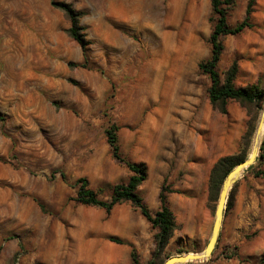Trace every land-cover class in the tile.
Here are the masks:
<instances>
[{
  "label": "rangeland",
  "instance_id": "1",
  "mask_svg": "<svg viewBox=\"0 0 264 264\" xmlns=\"http://www.w3.org/2000/svg\"><path fill=\"white\" fill-rule=\"evenodd\" d=\"M55 2L81 13L84 49L69 36L70 22ZM247 3L235 0L229 25L243 19ZM251 22L221 37L217 70L223 74L236 61L234 84H258L264 92V74L244 80L264 39V0H254ZM214 23L209 0H0V264H131L132 247L141 264L151 259L156 244L144 258L134 243L150 232L154 240L156 232L138 208L123 201L106 211L76 200L80 178L109 200L131 174L111 154L105 130L112 124L120 153L147 166L137 193L151 212V193L159 201L165 185L169 207L174 193L204 190L214 217L211 168L222 156L249 155L264 104L248 111L228 100L226 113L211 106V81L198 63L210 55ZM229 104L245 112L242 124L230 122ZM261 146L264 129L255 169L235 182L212 254L183 264H263L264 177L254 175L264 170ZM237 194L250 209L235 220ZM175 221L158 264L201 251L210 236V230L204 240L183 234ZM112 238L127 247L125 261H105L108 244L117 243Z\"/></svg>",
  "mask_w": 264,
  "mask_h": 264
},
{
  "label": "trees",
  "instance_id": "2",
  "mask_svg": "<svg viewBox=\"0 0 264 264\" xmlns=\"http://www.w3.org/2000/svg\"><path fill=\"white\" fill-rule=\"evenodd\" d=\"M213 15H215V23L209 35V42L211 44V52L208 58L200 61L198 67L201 72L208 75L211 83L207 89V95L211 106L221 113H226V103L228 100L238 102L246 110L257 108L264 100V92L258 84H249L245 86H236L234 78L237 73V63L233 61L229 67L220 74L217 70V63L219 62L223 44L221 37L225 35H234L246 28H251V14L253 12L254 0H248L245 15L243 19L237 24L231 26L227 23V14L229 9L234 5L235 0H209ZM59 8L64 15L68 18L70 26L68 34L84 49L88 44V40L83 32V27L80 25L81 13L77 12L71 5L65 2H55L53 4ZM117 127L112 124L105 130L107 143L109 144L111 154L115 160L123 163L131 172L126 182L114 185L109 200H101L96 197L95 192L88 187V182L85 178L78 179L79 188L77 191L76 200L80 203L98 206L106 211L123 201L130 202L135 208H138L141 214L149 221L152 228L156 229L154 233L155 250L152 257L146 264H158V258L170 238L173 235L174 229L177 227L175 216L168 205L166 193L170 190L162 185L158 194L160 201V208L151 212L144 199L137 193V188L147 178V166L144 162H132L126 159L119 150L118 139L116 135ZM248 132L243 138H246ZM247 154L240 153L234 155H226L220 157L212 166L209 175V191L211 199L216 198L219 191L222 179L226 174L240 161L245 159ZM264 160V147H260V154L257 158L258 163ZM255 169V164L250 165L244 171H252ZM63 176V174H61ZM255 176L264 177V170L258 169L254 172ZM236 183L233 184L229 191L225 210L231 208L234 201V188ZM214 195V196H212ZM117 243H122L118 238H112ZM131 264H141L135 248H131ZM264 264V261H261Z\"/></svg>",
  "mask_w": 264,
  "mask_h": 264
},
{
  "label": "crops",
  "instance_id": "3",
  "mask_svg": "<svg viewBox=\"0 0 264 264\" xmlns=\"http://www.w3.org/2000/svg\"><path fill=\"white\" fill-rule=\"evenodd\" d=\"M260 50L256 57H252L255 63H248L246 65L244 80L255 81L257 78L264 74V39L258 42ZM228 117L230 122L235 125H240L245 120V112L236 104L228 105ZM194 181V180H193ZM245 184V181L243 182ZM241 188V187H240ZM241 191V190H240ZM241 196L239 194L235 197V205L233 208V217L238 220L239 216L245 211L248 212L250 208L241 206ZM207 194L204 190L198 193L195 190L193 195L176 194L169 196V204L173 212L175 213L177 222L182 226V233L188 236L195 235L199 239L204 240L205 236L211 231V225L213 217L206 205ZM149 205L153 210H158L159 201L156 197V192H152L150 195ZM252 202V201H251ZM177 231H175L176 234ZM150 236L147 234V238L143 243H135L137 251L144 258L148 257L150 252L155 247L153 240V232H150ZM113 249V253L110 254V249ZM128 252L127 247L122 244L112 243L108 244V251L105 255V261L108 263H118L120 260H126V254ZM89 264H101L99 261H89Z\"/></svg>",
  "mask_w": 264,
  "mask_h": 264
},
{
  "label": "water",
  "instance_id": "4",
  "mask_svg": "<svg viewBox=\"0 0 264 264\" xmlns=\"http://www.w3.org/2000/svg\"><path fill=\"white\" fill-rule=\"evenodd\" d=\"M261 122H264V104L261 107L260 115L256 123L253 135L255 139L257 137ZM258 149L259 145L256 150L254 148L251 149L249 155L242 161L238 162L224 177L217 196L210 236L204 248L198 252H186L182 254L172 255L166 258L162 262V264H183L186 262L207 260L210 257L220 233L225 204L227 202L229 191L232 185L241 176L242 172L250 165L254 164L257 157Z\"/></svg>",
  "mask_w": 264,
  "mask_h": 264
},
{
  "label": "bare ground",
  "instance_id": "5",
  "mask_svg": "<svg viewBox=\"0 0 264 264\" xmlns=\"http://www.w3.org/2000/svg\"><path fill=\"white\" fill-rule=\"evenodd\" d=\"M263 129H264V122H261L256 139L253 137V142H252V147H251V149H253V148H254L255 150L257 149V147H258V145H259V142H260V140H261V136H262V133H263ZM212 224H213V221H212ZM211 228H212V225H211ZM208 239H209V238H208Z\"/></svg>",
  "mask_w": 264,
  "mask_h": 264
}]
</instances>
